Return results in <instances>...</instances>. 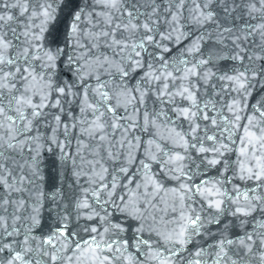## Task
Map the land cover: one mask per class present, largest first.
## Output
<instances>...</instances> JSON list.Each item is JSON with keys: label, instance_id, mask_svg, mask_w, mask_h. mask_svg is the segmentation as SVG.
<instances>
[{"label": "snow or ice", "instance_id": "snow-or-ice-1", "mask_svg": "<svg viewBox=\"0 0 264 264\" xmlns=\"http://www.w3.org/2000/svg\"><path fill=\"white\" fill-rule=\"evenodd\" d=\"M0 264H264V0H0Z\"/></svg>", "mask_w": 264, "mask_h": 264}, {"label": "water", "instance_id": "water-1", "mask_svg": "<svg viewBox=\"0 0 264 264\" xmlns=\"http://www.w3.org/2000/svg\"><path fill=\"white\" fill-rule=\"evenodd\" d=\"M49 163L51 164V161Z\"/></svg>", "mask_w": 264, "mask_h": 264}]
</instances>
